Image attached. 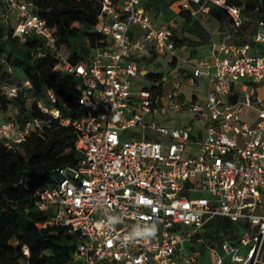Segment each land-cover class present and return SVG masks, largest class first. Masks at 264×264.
Instances as JSON below:
<instances>
[{
  "label": "built area",
  "instance_id": "2783aa9c",
  "mask_svg": "<svg viewBox=\"0 0 264 264\" xmlns=\"http://www.w3.org/2000/svg\"><path fill=\"white\" fill-rule=\"evenodd\" d=\"M147 1L102 0L96 30L108 46L73 62L34 12L32 0H0L5 11L0 18L16 14L14 34L21 41L41 37L58 59L54 70L76 75L81 106L76 118L63 116L56 93L48 89L49 102L38 99L37 105L52 117L32 116L20 124L0 116V140L13 148L32 132L44 136L52 119L76 129L80 160L61 169L58 182L31 193L39 210L77 237L66 264H259L264 250V17L253 43L212 40L205 54L187 59L193 65L189 74L173 83L164 76L169 88L144 86L137 98L132 79L144 72L137 53L150 45L171 60L177 56L179 23L174 17L162 23L153 19ZM175 3L176 12L186 10L202 22L217 7L233 27L243 23L241 8L231 0ZM203 79L210 85L205 99L198 101L195 91L188 99L187 86H202ZM22 87L31 88V81L4 83L1 89L16 97ZM248 110L254 115L247 117ZM188 112L194 113L193 121L166 123L173 114ZM150 114L159 115L160 122H148ZM219 217L241 226L238 237H217L209 225ZM153 224L155 236L142 237Z\"/></svg>",
  "mask_w": 264,
  "mask_h": 264
},
{
  "label": "trees",
  "instance_id": "16d2710c",
  "mask_svg": "<svg viewBox=\"0 0 264 264\" xmlns=\"http://www.w3.org/2000/svg\"><path fill=\"white\" fill-rule=\"evenodd\" d=\"M36 12L57 38L60 51L77 62L96 48L108 46V40L96 30L102 0H32ZM178 0H148L146 7L155 16L167 12ZM242 10L243 23L235 28L232 19L217 7L209 17L216 20L223 37L243 44L253 43L259 19L264 17V0H231ZM169 12V11H168ZM0 13L5 11L0 9ZM179 23L174 40L177 47L208 45L211 32L204 22L194 19L186 10L171 12ZM15 20L0 18V116L14 118L20 124L32 116L51 118L37 105L38 99L49 102L47 90L58 99L56 106L63 116L76 118L81 110L78 78L72 73L57 72L58 59L48 50L44 40L28 35L23 42L14 34ZM46 52L39 56L38 52ZM194 51V50H193ZM176 59L172 63L175 64ZM164 72H147L151 86L161 90ZM29 79L32 87H22L16 97L2 92L4 83L22 85ZM78 133L71 125H61L52 119V128L44 136L32 132L28 138L8 148L0 140V264H66L73 256L77 237L65 226L53 222L49 213L34 204L32 190L60 180V170L77 163L81 152L76 147ZM212 231L238 237L242 228L227 218L219 217L209 225ZM24 246L29 250L25 253Z\"/></svg>",
  "mask_w": 264,
  "mask_h": 264
},
{
  "label": "rangeland",
  "instance_id": "374dc122",
  "mask_svg": "<svg viewBox=\"0 0 264 264\" xmlns=\"http://www.w3.org/2000/svg\"><path fill=\"white\" fill-rule=\"evenodd\" d=\"M173 8L175 11H178L179 10V7H178V3H175L173 4ZM169 11V12H168ZM167 12H161L160 15L163 16V15H171V10L169 9ZM153 16V19L157 20L159 19L160 16H155L154 14L152 15ZM218 22L214 19H209L208 21H206V26L207 28L210 30L211 32V35L214 36V37H217V34L218 32H216L217 30V26H218ZM208 45H201V46H198V52H197V56L199 57L202 53H200V51L202 49H208L207 48ZM151 46H147L146 49H144L141 53L142 55H136V58L139 60L140 64L143 65V70L145 72H157V71H162L164 72V75L165 77L167 78L171 73H174V65H172L170 63V58H171V55L169 53L165 54V55H162V54H159V53H154V52H151ZM190 50V49H189ZM204 51V52H205ZM190 52L192 53L193 50ZM193 55V54H192ZM184 69H186V71H190V69L192 68V65L191 63H185V67H183ZM143 72L142 74H139L137 77H134L132 80H133V89H134V95L135 97L137 98H140L142 96V89L144 86H151V82L149 80L146 79V77L144 76V73ZM175 79L177 78L176 74L174 73L172 75ZM169 82H165L164 83V87L165 88H169L170 85ZM202 85V84H201ZM206 86L202 85V86H187V89L185 91L188 99H191V97L193 96V92L195 91L196 94L198 95V101L202 102L204 99H205V93H206V90L204 89ZM260 88H262V85L258 86V89H259V92H261ZM252 111V110H251ZM252 114L251 115H254V111L251 112ZM248 117V116H247ZM174 118L178 119V120H187V121H190L194 119V113H178L177 115H174ZM147 121L148 122H151V121H156V122H160V116L159 115H153V114H150L147 116ZM137 129V128H136ZM124 137L122 136V139ZM205 229L203 228L201 230V232H204ZM186 247L187 249L190 251L191 250V242L189 241H186ZM208 260L210 262H212L213 260V256L212 254H210V256H208Z\"/></svg>",
  "mask_w": 264,
  "mask_h": 264
},
{
  "label": "crops",
  "instance_id": "0c3cea01",
  "mask_svg": "<svg viewBox=\"0 0 264 264\" xmlns=\"http://www.w3.org/2000/svg\"><path fill=\"white\" fill-rule=\"evenodd\" d=\"M174 4V3H173ZM171 5V8H170V10H171V12H173V11H175L174 10V8H173V6L174 5ZM0 9H2V10H4V7H3V5L0 3ZM12 16L14 15H16V14H11ZM10 15V16H11ZM14 16H13V18H14ZM158 16H160L159 17V19H157L158 20V22L159 23H162L164 20H166L167 18H171L172 16L171 15H163V16H161L160 14L158 15ZM209 19H211L209 16L204 20V24H206V21H208ZM216 32H218V34H217V37H214V36H212L211 37V41L212 40H221L222 38H223V36H222V32H221V29H220V25L218 24V26H217V30H216ZM211 41H210V43H211ZM210 43L208 44V47H210ZM207 47V48H208ZM152 50H151V52H154V53H157L156 52V50H154L153 48H151ZM192 51V50H194L192 53L190 52V50ZM209 49V48H208ZM208 49H206V52L208 51ZM204 51H205V49H202L201 51H200V53H204ZM197 52H198V46L196 47V50H195V47H191V46H182V47H177V51H176V53H177V56L174 58V59H176V62H175V64H173L172 63V61H173V59L171 60L170 59V63L172 64V65H174V73L176 74V76H177V78L175 79L172 75L174 74V73H171L168 77L170 78L169 80L173 83V81L174 80H178V79H181V78H183L184 76H186L187 74H189L191 71H192V69H193V65H192V63H191V65H192V68L190 69V71H186V69H184L183 67H185V63H189L188 61H187V59H190V58H196V57H198L197 56ZM205 52V53H206ZM204 53V54H205ZM193 54V55H192ZM162 55H165V54H162ZM200 56H202V55H200ZM145 72V71H144ZM200 82H201V84L202 85H204V86H206L204 89L205 90H207L209 87H210V85H209V83H208V80L207 79H203V80H200ZM253 111V110H252ZM251 110H248L247 111V116H249L250 114H252L251 112H252ZM178 113H176V114H173L172 116H171V118L169 119V120H166V123H168L169 125H176V124H178L179 123V121L180 120H178V119H176V118H174V115H177ZM181 120H183V119H181ZM183 121H185V122H187V120H183ZM259 264H264V250H263V253H262V258H261V262L259 263Z\"/></svg>",
  "mask_w": 264,
  "mask_h": 264
},
{
  "label": "clouds",
  "instance_id": "9594fccd",
  "mask_svg": "<svg viewBox=\"0 0 264 264\" xmlns=\"http://www.w3.org/2000/svg\"><path fill=\"white\" fill-rule=\"evenodd\" d=\"M156 231H157L156 226L153 224V225H150V226L144 228L141 236L142 237H153V236H155Z\"/></svg>",
  "mask_w": 264,
  "mask_h": 264
}]
</instances>
